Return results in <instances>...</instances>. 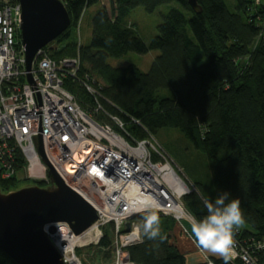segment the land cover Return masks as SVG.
<instances>
[{"label": "trees", "instance_id": "obj_1", "mask_svg": "<svg viewBox=\"0 0 264 264\" xmlns=\"http://www.w3.org/2000/svg\"><path fill=\"white\" fill-rule=\"evenodd\" d=\"M97 1L68 4L71 26L54 41L53 56L79 54L81 76L89 72L87 75H96L103 82V95L116 106L106 104L107 108L126 121L137 139L163 128L180 129L189 147L203 155L204 172L198 166L193 172L185 162L181 164L186 173L188 169L192 173L188 175L193 185L213 199L222 191L241 198L249 227H241L235 238L247 244L251 238L264 241V2L234 0L235 11H231L225 0H198L203 10L196 13L187 0H112V15L104 7L93 17L91 44L78 46L69 41L71 29L77 26L85 6ZM173 2L185 12L171 9L158 26V34L149 44L144 42L127 20L131 10L143 6L154 12ZM150 50L160 54L148 72L135 64L114 67L108 63L109 57ZM65 86L83 108L92 106L93 98L79 83L67 79ZM160 91L165 93L160 95ZM24 182L36 181L0 179V186L10 191ZM184 202L197 219L207 214L195 192L185 196ZM159 218L160 237L148 240L142 234V243L128 249L130 259L137 264H188L172 242L175 220ZM138 222L142 232L144 217ZM110 227H105L101 246L111 243L106 231ZM109 251L112 255L113 250ZM254 255L264 264V251ZM210 258L214 264H224L222 258ZM0 264L18 263L0 252Z\"/></svg>", "mask_w": 264, "mask_h": 264}, {"label": "built area", "instance_id": "obj_2", "mask_svg": "<svg viewBox=\"0 0 264 264\" xmlns=\"http://www.w3.org/2000/svg\"><path fill=\"white\" fill-rule=\"evenodd\" d=\"M60 1L67 7L73 0ZM98 1L106 6L105 0ZM21 16L18 0H0V179H41L44 186L51 185L49 165L36 147V138L41 136L49 163L98 214L97 222L79 235L67 222L53 223L54 231L50 225L44 227L66 264H89L78 250L100 247L109 224L112 264H137L128 249L143 241L138 218L150 214L149 204L155 205L158 216L175 220L196 244L184 224L189 212L185 196L176 195L182 185H193L182 168L154 135L137 139L126 121L107 108L106 104L116 106L103 95L100 84L87 74L81 76L79 54L56 58L49 44L37 52L28 70ZM67 79L88 91L93 98L90 108H83L65 86ZM131 121L140 124L135 118ZM234 241L231 262L259 264L254 252L264 251V241L251 238L247 244L235 237ZM201 264L214 262L206 256Z\"/></svg>", "mask_w": 264, "mask_h": 264}, {"label": "water", "instance_id": "obj_3", "mask_svg": "<svg viewBox=\"0 0 264 264\" xmlns=\"http://www.w3.org/2000/svg\"><path fill=\"white\" fill-rule=\"evenodd\" d=\"M22 8L21 40L25 61L31 69L37 52L55 41L71 26V16L60 0H18ZM196 13H202L198 0H187ZM36 147L49 165L51 185H25L10 191L0 186V252L18 264H66L44 227L67 222L76 235L98 220L96 209L65 184L49 163L41 136ZM130 230V222L126 224ZM53 230V228H52Z\"/></svg>", "mask_w": 264, "mask_h": 264}, {"label": "rangeland", "instance_id": "obj_4", "mask_svg": "<svg viewBox=\"0 0 264 264\" xmlns=\"http://www.w3.org/2000/svg\"><path fill=\"white\" fill-rule=\"evenodd\" d=\"M107 3L106 9L109 11V13L113 14V2L112 0H105ZM229 9L231 11H235V2L234 0H225ZM257 3V2H256ZM259 4V3H257ZM104 7L102 4L97 1L96 3H93L86 7V10L83 14V17L81 19V22L77 23V26L71 29V37L69 38V41L71 42H78V46H88L91 44L92 41V20L95 14L103 9ZM178 8L182 11L184 9L180 6L178 2H173L168 5H162L159 6L154 12H148L143 6H138L131 10L129 16H128V22L133 24L141 38L149 44L153 38L158 34V26L163 22L164 15H166L171 9ZM185 12V11H184ZM52 48H56L57 44L56 42L50 43ZM160 54L158 50H150L146 54H138L135 52H130L127 55L115 58V57H109L108 63L111 64L114 67H120V66H127L129 64H135L137 65L143 72H148L152 66V63L154 62L155 58ZM78 55V54H77ZM90 74L89 72H87ZM86 73V74H87ZM86 74H82L83 76ZM91 81L92 80H98L97 84L102 85V81L97 78L96 75L90 76ZM83 87V86H82ZM164 91H160L159 94H164ZM75 96V95H74ZM76 97V96H75ZM77 99V98H76ZM78 101V100H77ZM79 102V101H78ZM156 141L163 146L165 149H167L172 155L176 158L177 162L180 164L179 166L182 168L185 178L189 180V182H193L191 177L188 175H192L191 172H189V169L193 168V172L195 171V167H199L204 172V163L202 162L203 155L198 152L194 147H189L188 141L186 140L184 134L181 132L178 128H163L158 131L154 135ZM201 160V161H200ZM186 163L189 169L187 170L188 173H186L184 167L181 165L183 163ZM187 176H186V175ZM36 182H24L19 185V188L25 185H31V184H37L38 181H42L41 179H36ZM45 183V182H44ZM193 184V183H192ZM40 185V184H39ZM42 186V185H41ZM186 227L190 230V226L188 223H184ZM249 227L247 224H244L242 228ZM107 234L109 236L110 242L113 238L112 235V229L107 228L106 229ZM191 232V230H190ZM111 245V243H110ZM110 245L108 246H91L88 248H82L78 250V253L86 263L89 264H112L113 262V253L111 255L110 253ZM194 245V244H192ZM112 249V248H111ZM195 249V248H194ZM198 249V247H197ZM198 252L199 249L197 250ZM204 252L207 254V257L210 258L212 255L211 253H208L204 250ZM200 254H197L196 250L191 251L186 254V259L188 264H196L200 260L203 262L206 260V257L201 259L199 256ZM204 257V256H203ZM217 257V256H215ZM211 259V258H210Z\"/></svg>", "mask_w": 264, "mask_h": 264}, {"label": "clouds", "instance_id": "obj_5", "mask_svg": "<svg viewBox=\"0 0 264 264\" xmlns=\"http://www.w3.org/2000/svg\"><path fill=\"white\" fill-rule=\"evenodd\" d=\"M193 192L207 214L197 219L191 212H186L183 219L187 220L198 247L222 258L224 264H230L234 257L235 233L246 220L241 198L233 197L229 191H222L213 199L209 193L202 191L198 186L189 187L187 184L182 185L176 195L184 197ZM146 207L153 210L144 217L142 234L148 240H153L160 237V218L154 210V204Z\"/></svg>", "mask_w": 264, "mask_h": 264}, {"label": "crops", "instance_id": "obj_6", "mask_svg": "<svg viewBox=\"0 0 264 264\" xmlns=\"http://www.w3.org/2000/svg\"><path fill=\"white\" fill-rule=\"evenodd\" d=\"M172 235H173L172 242H174L179 247L180 251L182 253H184L185 256L187 253L194 251V250H196L197 254H200L199 256L201 257V259L202 258L204 259L207 256V254L205 252H204L205 254H203V253L197 251L198 249H197L196 244L192 241V239L187 234H185L183 232L182 228L177 223H176V226H175V229H174ZM192 244H194V245H192ZM202 262L203 261L200 260L196 264H199Z\"/></svg>", "mask_w": 264, "mask_h": 264}, {"label": "bare ground", "instance_id": "obj_7", "mask_svg": "<svg viewBox=\"0 0 264 264\" xmlns=\"http://www.w3.org/2000/svg\"><path fill=\"white\" fill-rule=\"evenodd\" d=\"M48 225H50L49 228L51 229L52 226H53V223H52V224H48ZM48 225H46V226H48ZM51 230H52V229H51ZM52 231H54V230H52Z\"/></svg>", "mask_w": 264, "mask_h": 264}]
</instances>
